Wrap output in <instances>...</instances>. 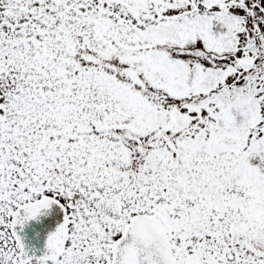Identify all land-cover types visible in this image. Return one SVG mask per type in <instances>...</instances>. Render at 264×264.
I'll return each mask as SVG.
<instances>
[{"label":"snow or ice","instance_id":"snow-or-ice-1","mask_svg":"<svg viewBox=\"0 0 264 264\" xmlns=\"http://www.w3.org/2000/svg\"><path fill=\"white\" fill-rule=\"evenodd\" d=\"M0 264H264V0H0Z\"/></svg>","mask_w":264,"mask_h":264}]
</instances>
